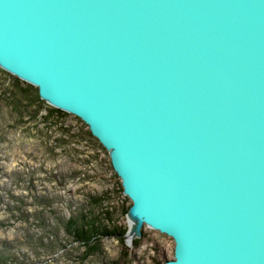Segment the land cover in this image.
<instances>
[{"label": "water", "instance_id": "obj_1", "mask_svg": "<svg viewBox=\"0 0 264 264\" xmlns=\"http://www.w3.org/2000/svg\"><path fill=\"white\" fill-rule=\"evenodd\" d=\"M0 67L108 151L128 244L264 264V0H0Z\"/></svg>", "mask_w": 264, "mask_h": 264}, {"label": "rangeland", "instance_id": "obj_2", "mask_svg": "<svg viewBox=\"0 0 264 264\" xmlns=\"http://www.w3.org/2000/svg\"><path fill=\"white\" fill-rule=\"evenodd\" d=\"M10 74L0 68V264H103L118 259L125 245L105 237L103 252L82 260L81 246L65 228L69 218L96 211L90 198L106 190L110 204L119 209L118 224L129 227L120 211L132 202L119 192L121 180L108 151L74 114L63 119L74 132L70 138L43 119L52 106L47 101L27 97L33 106L17 107L25 84ZM37 109L40 117L35 118ZM141 230L138 247L126 242L131 264H163L173 258L171 236L147 224Z\"/></svg>", "mask_w": 264, "mask_h": 264}, {"label": "trees", "instance_id": "obj_3", "mask_svg": "<svg viewBox=\"0 0 264 264\" xmlns=\"http://www.w3.org/2000/svg\"><path fill=\"white\" fill-rule=\"evenodd\" d=\"M1 68V67H0ZM3 71V68H1ZM7 72V71H6ZM9 73V72H8ZM13 75V74H10ZM18 82H24L25 86L21 89V93H19V97L15 101L17 107L20 105H29L33 106L34 103L28 101L27 97L36 98L37 101L46 103L44 99H42L39 95L38 88L33 84H30L18 76H14ZM33 93V94H32ZM9 94V93H8ZM26 113L25 111L22 112ZM36 117H40V110H35ZM70 113L51 106L48 112L42 115L47 123L55 126H59L60 129L68 134V137H73L74 132L71 131V127L65 125L64 118ZM81 122L88 127V125L78 116H75ZM87 134L92 138H95L97 142L105 149V147L99 142V140L93 136L90 129H87ZM68 138L66 140L65 137L59 138V140L69 141ZM113 168V167H112ZM116 173V172H115ZM117 175V174H116ZM118 176V175H117ZM119 192H123V186L120 181L119 183ZM129 199V197H127ZM112 197L110 196V191L106 190L104 193L99 195H92L90 198V203L92 207L96 210H91L88 212H82L77 217H71L67 220L65 224V228L67 232L72 236L73 241L77 242L79 246L82 248L81 259L85 260L91 256L99 255L103 252V239L105 237H116L119 242L124 246L125 250H123L118 259L113 260L110 263L103 264H131V255L129 251V247L126 245V232L128 228L123 226L122 224H118V212L119 209H116L112 204H110ZM132 204V203H131ZM131 204L127 206H122L121 213L126 214L131 206ZM141 244V238H136L134 240L135 247H138ZM2 258L0 256V262Z\"/></svg>", "mask_w": 264, "mask_h": 264}, {"label": "bare ground", "instance_id": "obj_4", "mask_svg": "<svg viewBox=\"0 0 264 264\" xmlns=\"http://www.w3.org/2000/svg\"><path fill=\"white\" fill-rule=\"evenodd\" d=\"M129 221H130V223H131L132 228H131L130 235H129L128 237L131 238V237L134 235L133 233H134L136 227H135V225H134V221H133V220L130 219Z\"/></svg>", "mask_w": 264, "mask_h": 264}, {"label": "built area", "instance_id": "obj_5", "mask_svg": "<svg viewBox=\"0 0 264 264\" xmlns=\"http://www.w3.org/2000/svg\"><path fill=\"white\" fill-rule=\"evenodd\" d=\"M127 196V195H126ZM128 197V196H127Z\"/></svg>", "mask_w": 264, "mask_h": 264}]
</instances>
